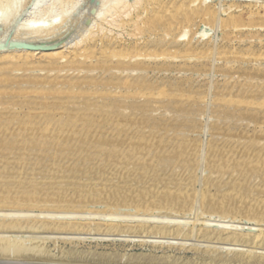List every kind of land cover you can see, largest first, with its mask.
<instances>
[{
  "label": "bare ground",
  "instance_id": "6f19581e",
  "mask_svg": "<svg viewBox=\"0 0 264 264\" xmlns=\"http://www.w3.org/2000/svg\"><path fill=\"white\" fill-rule=\"evenodd\" d=\"M157 1L161 2V0ZM157 1L104 0L98 18L103 24L119 26L125 21V16H130L134 11L142 8L143 11L140 9V13L137 11L136 18L131 17L135 30L143 35L152 26L159 28L162 24L166 32L164 35H167L171 34L182 20H191L195 14L199 17L205 16L204 18L206 15L214 17L217 14L216 9L204 5L206 0L202 1V5L196 7L197 9L192 5L193 0L188 3L175 2L178 3L175 7L177 11L186 10L188 13L183 14L181 19L159 17L157 18L159 21H154L155 25H152L151 18L156 19L155 15L160 12L166 15L171 8L169 6L171 3L164 2L166 0H162L161 5ZM59 2L55 0L53 4L47 6L44 0H34L33 8L48 15L49 19L39 24L17 26L16 32L18 33L21 28H27L36 34L43 32L41 34L43 37L48 28L49 33L52 32L53 27L54 31L60 30V27H64L75 16L74 10L55 13V6ZM72 3L73 8L78 4ZM8 7L0 3V12L6 16V23L12 19L16 8ZM151 10H153L152 16L150 14L151 18L147 19L146 16L142 19L141 16L146 11L151 13ZM153 13H155L154 17ZM152 30L154 29L150 31ZM138 33L135 32L134 35ZM185 34L172 35L175 42L173 40V46L170 45L169 48L196 50L198 47L192 42L185 45L176 42ZM106 35L104 34L103 38ZM199 35L205 36V31L200 30ZM114 37L116 38L105 40V45L101 47L97 38L96 42L94 38L90 39L94 40V44L89 42L82 46V43L87 41L83 38L78 40L74 48L69 51L45 52L41 58H36L34 51H7L0 54V143L7 136L57 138L66 142L76 138L82 141L94 138L100 141L99 148L114 146L108 151L106 159L117 158L119 161L114 162L113 165L116 166L113 168L114 171L112 169L106 176L97 180L82 178L75 181L65 177L62 180L48 179L40 182L24 178L22 174L7 177L10 180H0V261L34 264H264V197L256 195V190L260 187L254 188L251 192L252 196L238 195V193L234 195V189L220 196L201 194L198 189L189 194L181 186L192 188L195 183L191 180L180 178L167 182L163 180L162 174L156 173L157 163L162 159L156 151L163 147V143L147 145L145 137L142 139L137 137L149 127L145 113L139 117L137 123L130 115L126 116L123 113L127 108L133 107L128 103L133 98V88L140 89L141 85L146 88L145 81L136 83L137 79L130 80V77L134 70H145L135 61L139 59L140 63L145 65L149 47L147 43L140 44L138 41L127 45L117 39V36ZM103 56L110 60L97 65L94 63L86 65L81 62L83 57L90 58L93 62L94 58ZM99 68L111 76L118 74L119 76L104 85L102 80L106 79L105 73L100 75L95 73ZM45 70L47 71L45 76L32 74L35 71L41 73ZM52 71L55 72L53 76ZM141 95L144 96L142 99L144 102L146 94ZM19 109L27 110L21 115ZM133 136L136 138H132ZM137 139L141 140L135 141ZM161 139L159 137L163 142ZM189 147L201 155L205 150L203 143ZM218 150L221 156L215 161L220 163L222 169L214 173L229 174L228 170L237 165V157L230 155L227 158L223 149ZM153 153H156V157L151 159ZM81 159L83 160L82 157L79 158ZM228 163L229 166L225 167ZM11 164L15 162L9 163ZM56 168L60 167L56 166ZM258 168H264V165ZM250 169L256 168L250 167ZM150 171L155 173V178L152 180L145 177ZM232 171L234 178L241 176L240 172H246L247 174L243 176L249 184L256 177L255 173H258L257 170L233 169ZM235 173L237 176H234ZM216 180L217 178L212 181ZM210 182H205L204 186H209ZM240 196L244 197L240 198ZM96 201H102L105 205L104 212H90L87 209ZM43 204H54L56 207L34 209ZM127 208H132L136 212L133 211L132 214L122 212ZM197 208L209 214L197 216L190 226L184 220L190 211ZM238 213H241L242 220L245 221L238 220L240 217L237 216ZM97 214H101L100 218H102L93 221L94 215ZM251 220L252 223H248ZM247 224H253V227L259 226L261 229L246 227ZM93 230L105 232L108 237L101 240L151 243L153 247L163 249V252L161 255L156 253L153 255L149 252L142 257V254H135L140 255V257L135 256L137 258L128 254L129 257L126 256L125 260L127 253L122 254L124 258H118L117 255L114 256L116 251L110 253L112 251L84 250L77 245L56 253L45 241L47 232L52 235L54 233L66 235L65 238L70 240L75 238L85 240L87 238L80 235L86 236L88 231ZM85 231L87 232L84 233ZM25 233L33 235L27 236L28 234ZM36 233L45 234L42 235L44 237H40ZM194 237L215 246L211 245L206 249L203 254L204 257L207 256V259L203 257L205 260L201 257L200 261L192 258L195 262L190 260V263L180 261L181 257L179 259L176 253L182 250L186 243L178 240ZM163 256L166 258L164 262Z\"/></svg>",
  "mask_w": 264,
  "mask_h": 264
},
{
  "label": "rangeland",
  "instance_id": "374dc122",
  "mask_svg": "<svg viewBox=\"0 0 264 264\" xmlns=\"http://www.w3.org/2000/svg\"><path fill=\"white\" fill-rule=\"evenodd\" d=\"M54 1L44 0V3L48 6ZM58 1L60 2L55 6V13L74 10L75 17L66 24L67 26L60 27V30L54 31L53 27L52 32L49 33L48 28L42 37L43 32L36 34L27 28H21L18 33L16 32L17 26L30 23L39 24L49 19L48 15L33 8L34 0H0V3L6 7H16L12 19L8 23H6L4 13L0 12V54L7 51H34L36 58H41L45 52L69 51L74 48V44L78 40L83 38H86L87 41L83 42L82 46L89 42L94 44L97 40L101 47L108 39L116 38L114 36L127 45L137 41L140 44L147 43L149 48H147L146 64L140 63L139 59L135 61L139 67H144L145 70H134L130 77V80L137 79L136 83L145 81L146 88L142 85L140 89L133 88V98L128 102L133 107L127 108L123 113L126 116L130 115L136 123L140 119L139 117L145 113L149 127L137 137L141 139L145 137L147 145L163 143V147L156 151L160 154L159 158H162L158 163V160L155 161L157 163L156 173L162 174L163 180L165 179L167 182L180 178L191 180L195 183L192 188H188L186 185L181 186L189 194L198 189L201 194L220 196L232 192L234 189V195L238 193V195L252 196L251 192L254 188L260 187L256 190V195L264 197V168H258L264 165V0H206V4L204 0H193L192 5H195V8L202 5L203 1L206 7L216 9V16L206 15L204 18L205 16L199 17L195 14L198 17L194 15L192 21L188 20L189 22L182 20L183 22L177 24L175 30L167 35H164L166 32L162 24L159 28L152 26L151 29L154 30L150 31V29L143 35L135 30L131 17L136 18L137 11L140 13L142 8L134 11L130 16H125V21H122L118 26L103 24L98 18L104 0ZM186 1L190 2V0H166L165 3H171L169 5L171 8L168 9L166 15L160 12L155 15L156 19H153L151 18L153 10L151 13L149 11L144 13L142 9L141 12L144 14L141 17L142 19L146 16H148L147 19L151 18L152 25H155L154 21H159L157 20L159 17L181 19L183 14L188 12L186 10L177 11L175 7L178 3L175 2L185 3ZM72 2L78 3L75 8L72 7ZM173 2L174 5H172ZM157 3L163 4L162 0ZM155 13H153V17ZM128 19L129 21H126ZM200 30L205 31V36L199 35ZM135 32L138 34L134 35ZM180 33L186 34L181 39L179 38L177 43L185 45V43L192 42L198 48L194 51L187 48L181 50L174 47L169 48L170 45L173 46L172 42L175 39L172 35ZM104 34H107L104 36L105 38H103ZM91 38L97 39L93 42L94 40H90ZM101 38L103 39L101 40ZM165 48L168 49L165 50ZM207 48L212 50L208 51ZM84 58L81 62L86 65L91 63L97 65L110 60L105 56L94 58L93 62L90 61V58ZM54 73L52 71V76ZM95 73L100 75L105 72L99 68ZM32 74L45 76L47 71H41V73L35 71ZM118 76L119 74L111 76L105 73L106 79L102 80V84L106 85L107 82L117 79ZM142 93H145L147 97L144 102ZM26 110L19 109V112L22 115ZM159 137L163 142L159 140ZM62 141L57 138L44 139L43 137H5L4 141L0 143V180H10L7 177L20 174L24 178L40 182L48 179L62 180L65 177L75 179V181L82 178L97 180L106 176L116 167L113 165L114 162H119L117 158L106 159L108 151L114 146L99 148L101 143L98 139L91 138L82 141L76 138L70 142ZM199 143H203L205 147L202 155L189 147ZM218 149H223L227 158L230 155L237 157V165L228 170L229 174L217 175L214 173L222 169L220 163L215 161L221 156ZM80 157L83 160H79ZM151 157L154 159L156 153H153ZM11 162H15V164L9 165ZM55 165L60 168L55 169ZM227 166L229 163L225 167ZM250 167L256 169L252 170ZM233 169L257 170L258 173H255L256 177L249 184L243 176L247 174L246 172L242 171L240 172L241 176L234 178L232 177ZM154 174L150 171L145 177L152 180L155 178ZM236 174L234 176H237ZM216 178V181H212ZM197 179L198 182H196ZM207 181H211L210 185L204 186ZM206 188L208 189L206 190ZM170 189L173 190L172 187ZM55 207L54 204H43L34 207V209ZM87 209L90 212L102 213L106 207L102 201H96ZM199 209L190 211L183 220L191 226L197 216L209 214L205 210ZM133 211L136 212L132 208L122 210L126 214L128 212L132 214ZM216 215L218 216V214ZM94 216L95 220L93 221L102 218H100L101 214ZM215 216L214 218H216ZM237 216H240L238 220L245 221L242 220L241 213H238ZM248 223H252V220ZM248 226L253 227V224H247L246 227ZM254 227L255 229L260 228L255 225ZM88 232L90 234L86 233L88 234L86 236H84L85 234L80 235L86 237L85 240L77 238L70 240L65 238L66 235L57 233L52 235L47 232L45 241L47 246L56 253L64 251V248L66 250L77 245L84 250L112 251L110 253L116 251L114 256L117 255L118 258H124L122 254L127 253L125 260L126 256L129 257L131 254L133 257L137 256L135 254H142V257L143 254L149 252H152L153 255L155 253L161 255L163 252V249L155 248L151 243L101 240V238L108 237L105 232L99 230ZM25 234L33 235L32 233ZM36 234L41 237L45 233ZM178 241L186 243L183 245L184 248L176 253L179 259L181 257L180 261L184 262L200 261L201 257H204L206 249L213 245L197 237ZM207 243L209 244L207 245ZM149 257L151 258V256ZM164 258L163 256V262L166 261ZM204 258L207 259V256ZM204 258L203 260H205Z\"/></svg>",
  "mask_w": 264,
  "mask_h": 264
},
{
  "label": "water",
  "instance_id": "95a60500",
  "mask_svg": "<svg viewBox=\"0 0 264 264\" xmlns=\"http://www.w3.org/2000/svg\"><path fill=\"white\" fill-rule=\"evenodd\" d=\"M0 264H34V263H23V262L0 261Z\"/></svg>",
  "mask_w": 264,
  "mask_h": 264
}]
</instances>
